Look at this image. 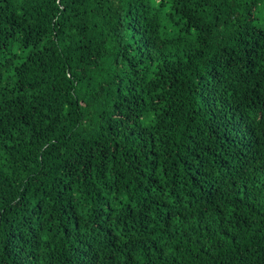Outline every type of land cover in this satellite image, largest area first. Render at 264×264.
<instances>
[{"label": "trees", "instance_id": "obj_1", "mask_svg": "<svg viewBox=\"0 0 264 264\" xmlns=\"http://www.w3.org/2000/svg\"><path fill=\"white\" fill-rule=\"evenodd\" d=\"M264 0H0V264H264Z\"/></svg>", "mask_w": 264, "mask_h": 264}, {"label": "rangeland", "instance_id": "obj_2", "mask_svg": "<svg viewBox=\"0 0 264 264\" xmlns=\"http://www.w3.org/2000/svg\"><path fill=\"white\" fill-rule=\"evenodd\" d=\"M257 18L261 19L262 21H264V4L261 5L260 9L257 12ZM260 25H264V22H257Z\"/></svg>", "mask_w": 264, "mask_h": 264}]
</instances>
